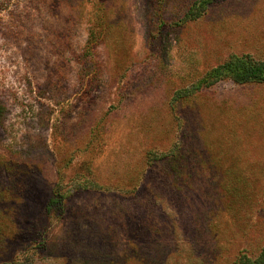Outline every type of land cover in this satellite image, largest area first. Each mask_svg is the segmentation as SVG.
I'll list each match as a JSON object with an SVG mask.
<instances>
[{
    "label": "rangeland",
    "instance_id": "rangeland-1",
    "mask_svg": "<svg viewBox=\"0 0 264 264\" xmlns=\"http://www.w3.org/2000/svg\"><path fill=\"white\" fill-rule=\"evenodd\" d=\"M194 1L0 0V264L258 255L264 82L195 84L264 60V0Z\"/></svg>",
    "mask_w": 264,
    "mask_h": 264
},
{
    "label": "trees",
    "instance_id": "trees-1",
    "mask_svg": "<svg viewBox=\"0 0 264 264\" xmlns=\"http://www.w3.org/2000/svg\"><path fill=\"white\" fill-rule=\"evenodd\" d=\"M212 0H196L188 8L181 20H194L200 17ZM232 78L235 82L244 83L250 81L264 82V60H255L249 54L230 55L223 63L217 65L206 72L203 77L195 84V90L201 86H210L223 78ZM59 179H62L60 176ZM86 186V184H85ZM63 183L58 182L54 188L52 204L57 210L64 209L63 198L72 190L65 191ZM8 262L6 264H13ZM14 264H20L18 261ZM232 264H264V246L256 256H250L246 252L239 253Z\"/></svg>",
    "mask_w": 264,
    "mask_h": 264
}]
</instances>
